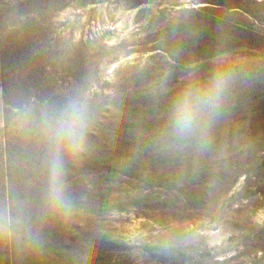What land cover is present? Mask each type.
I'll return each instance as SVG.
<instances>
[{
  "label": "rangeland",
  "instance_id": "obj_1",
  "mask_svg": "<svg viewBox=\"0 0 264 264\" xmlns=\"http://www.w3.org/2000/svg\"><path fill=\"white\" fill-rule=\"evenodd\" d=\"M178 13H190L203 30L174 66L169 93L158 95L161 40ZM223 18L238 56L264 53V0H0V200L30 183L37 195L12 127L19 106L58 101L86 80L97 106L90 149L68 164L89 214L48 230L41 264H78L73 254L96 227L107 233L94 241L96 264H264V84L241 93L217 128L225 154L218 170L206 158L194 173L190 162L151 147L188 63L201 72L210 66ZM165 232L190 240L169 254L132 242ZM0 264L32 261L0 247Z\"/></svg>",
  "mask_w": 264,
  "mask_h": 264
},
{
  "label": "clouds",
  "instance_id": "obj_2",
  "mask_svg": "<svg viewBox=\"0 0 264 264\" xmlns=\"http://www.w3.org/2000/svg\"><path fill=\"white\" fill-rule=\"evenodd\" d=\"M230 24L223 18L216 25V54L206 71H198V64L188 63L151 141L156 154L190 162L194 173L206 158L213 171L219 169L225 154L216 146L217 128L231 115L241 93L264 84V53L238 56L232 48ZM165 29L161 75L153 84L158 95L169 93L173 68L191 55L203 25L190 13H178L169 18ZM96 119L97 106L89 80L58 101L24 103L14 111L12 127L37 178V195H31L30 183L23 194L13 190L0 200V247L30 258L32 264H41L48 249V230L89 214L85 198L72 190L68 164L89 151V133ZM106 237L105 228H94L82 249L73 254L78 264H96L94 241ZM189 240L185 233L165 232L156 240L140 236L132 242L149 244L160 253L169 254Z\"/></svg>",
  "mask_w": 264,
  "mask_h": 264
}]
</instances>
